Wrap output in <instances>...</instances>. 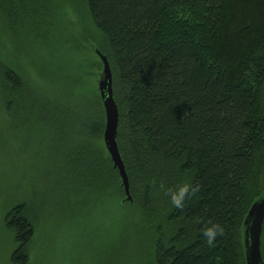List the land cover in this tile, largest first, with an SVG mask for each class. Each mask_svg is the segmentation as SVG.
Instances as JSON below:
<instances>
[{
  "label": "trees",
  "instance_id": "obj_1",
  "mask_svg": "<svg viewBox=\"0 0 264 264\" xmlns=\"http://www.w3.org/2000/svg\"><path fill=\"white\" fill-rule=\"evenodd\" d=\"M84 1L93 35L85 39L112 69L117 141L133 201L103 140L100 95L73 100L64 111L77 118L53 123L70 131L64 144L78 146L66 161L79 179L64 191L124 196L144 223L139 238L152 264H246L244 221L264 197V0ZM45 7V0H0V32L25 25L38 32ZM29 84L17 60L0 55L3 100L9 88L23 100ZM161 181L171 188L190 181L200 191L179 209ZM209 220L225 229L212 247L201 234ZM5 221L16 243L12 264H29L33 216L20 204Z\"/></svg>",
  "mask_w": 264,
  "mask_h": 264
},
{
  "label": "rangeland",
  "instance_id": "obj_2",
  "mask_svg": "<svg viewBox=\"0 0 264 264\" xmlns=\"http://www.w3.org/2000/svg\"><path fill=\"white\" fill-rule=\"evenodd\" d=\"M45 5L47 20L38 32L28 25L16 34L0 32V55L17 60L32 94L22 100L9 88L10 105L0 94V264H12L16 243L5 218L20 204L36 223L29 264H152L139 238L144 223L122 203L124 196L87 195L78 186L65 192L79 179L66 161L67 150L78 146L64 144L70 131L53 123L77 118L64 111L73 100L100 95L103 65L99 68L85 39L93 36L85 1L45 0ZM46 101L61 114L39 104Z\"/></svg>",
  "mask_w": 264,
  "mask_h": 264
},
{
  "label": "water",
  "instance_id": "obj_3",
  "mask_svg": "<svg viewBox=\"0 0 264 264\" xmlns=\"http://www.w3.org/2000/svg\"><path fill=\"white\" fill-rule=\"evenodd\" d=\"M96 52L103 63V69L98 80V88L105 111L103 140L112 158L114 167L118 170L120 175L126 195V200L132 202L133 198L130 190L129 176L126 171L117 141L119 128V109L114 97L112 69L108 58L99 50H96ZM244 225L246 264H264L262 255L264 197L256 200L251 205L245 218Z\"/></svg>",
  "mask_w": 264,
  "mask_h": 264
},
{
  "label": "clouds",
  "instance_id": "obj_4",
  "mask_svg": "<svg viewBox=\"0 0 264 264\" xmlns=\"http://www.w3.org/2000/svg\"><path fill=\"white\" fill-rule=\"evenodd\" d=\"M160 188L164 191V194L169 197L172 206L179 209H183L185 204L200 191V186L194 185L190 181H185L184 183L177 185L175 188L166 187L164 182L161 181ZM196 222L202 223L203 221L200 218H197ZM201 234L203 235L207 246L212 247L216 243L217 238L225 234V229L223 225L209 220L205 227L201 229Z\"/></svg>",
  "mask_w": 264,
  "mask_h": 264
}]
</instances>
